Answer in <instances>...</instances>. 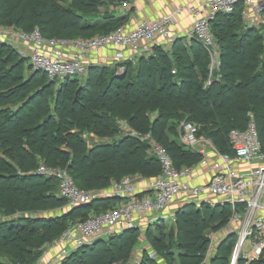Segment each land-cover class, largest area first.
<instances>
[{"label": "trees", "instance_id": "16d2710c", "mask_svg": "<svg viewBox=\"0 0 264 264\" xmlns=\"http://www.w3.org/2000/svg\"><path fill=\"white\" fill-rule=\"evenodd\" d=\"M61 1L0 0V25L77 39L107 33L126 19L112 11L97 14L102 0H65L64 5ZM211 30L218 45L219 78L208 83L205 47L185 36L176 37L168 49L154 45L152 55L117 62L115 67L89 65L83 82L66 77L55 89V80L42 71L25 77L27 59L0 41V249L14 247L19 256L26 251L32 255L26 263L30 264L42 245L68 227L66 219L79 213L86 219L90 207L116 201L98 198L64 210L65 198L51 188L54 178L37 172L40 164L67 169L85 190H101L124 175L153 178L160 164L143 136L162 145L175 167L193 166L201 156L181 143L172 121L194 124L196 136L231 154L228 132L244 129L248 113L264 149V24H244L237 4L231 13L217 14ZM120 66L122 71L116 69ZM119 121L128 131L114 137L121 132ZM89 133L103 140L89 145ZM56 208L60 211L45 213ZM229 212L228 204L187 203L175 212L168 231L156 219L144 237L165 264H228L236 241L232 231L208 261L205 253L206 232L223 225ZM137 238L135 227L126 228L73 250L60 264L124 263ZM262 263L264 249L257 260L237 262ZM138 264L159 263L144 252Z\"/></svg>", "mask_w": 264, "mask_h": 264}, {"label": "built area", "instance_id": "2783aa9c", "mask_svg": "<svg viewBox=\"0 0 264 264\" xmlns=\"http://www.w3.org/2000/svg\"><path fill=\"white\" fill-rule=\"evenodd\" d=\"M237 4L243 7L242 18L248 26L264 24V0H192L187 9L191 15V24L184 30L183 36L187 39H196L209 50L216 44L211 30V22L219 13H231ZM181 8L163 14L158 19H139L131 27L119 25L113 30L95 35L90 38L62 39L45 37L34 28L31 31H22L21 41L28 49L27 60L34 70L42 71L48 79L62 80L66 77L84 75L89 66V59L93 52L105 47L119 49L114 56L116 61L131 59L132 53L124 51L139 50L142 42H152L156 39L171 43L175 37L171 26L177 22ZM73 46V50L64 55V50ZM72 48V47H71ZM212 48V50H210ZM119 71L123 67H119ZM249 120L242 130L231 129L228 140L233 152L222 153L216 151L210 161L212 173L207 183L191 184L189 178L193 166L175 167L171 157L164 147L150 138L143 136L150 144L151 153L160 164V173L146 183L145 195L140 196L135 186L117 184L110 191L121 198L112 210L104 211L95 216L82 220L77 227L67 229L61 235L69 240L68 246L63 248L65 255L71 250L91 244L95 239L106 233H118L126 228L136 227L137 221L146 213H156L168 206L176 197L183 194L187 199L198 198L205 192L217 196L221 204H228L234 212V222L240 221L238 226L231 230L236 234L230 264H235L239 254L247 261L257 260L264 249V149L259 140L252 114L248 113ZM182 133L180 141L185 146L196 150L201 158L200 164L209 162L205 148L199 144L196 137V127L188 124ZM241 163L255 164L247 172L237 170ZM38 173L59 181V194L71 206L88 204L105 195L104 190H85L75 186L71 175L65 168L48 167L40 164ZM109 191V192H110ZM203 202H213L209 199ZM241 207L243 215L236 214ZM117 227L116 229H113ZM230 231V232H231ZM251 239V249L243 252V243ZM214 246L209 238L206 252ZM150 257L155 253L150 252ZM264 264V263H262Z\"/></svg>", "mask_w": 264, "mask_h": 264}, {"label": "crops", "instance_id": "0c3cea01", "mask_svg": "<svg viewBox=\"0 0 264 264\" xmlns=\"http://www.w3.org/2000/svg\"><path fill=\"white\" fill-rule=\"evenodd\" d=\"M192 4V0H129V7L126 8H121L119 9L117 15H126V19L123 22V25L127 27H131L137 20L139 19H150V20H155L158 19L160 16L163 14L172 12L178 8H181L180 14L177 16V22H175L171 26V32L173 36L180 37L183 36L184 30L188 28V26L191 24V15L187 9V7ZM163 45V47H168V45L165 43L164 40L161 39H156L153 40L152 42H142L140 45L139 50H136L134 52L126 50L124 51V54L129 55L132 53V58L137 55H142L144 53L151 52L153 49L154 45ZM23 50L27 51L25 52L26 55L28 54V49L26 46H23L21 44V47ZM73 48H69L67 50H64V55H67L68 52L72 51ZM119 51V49L114 48V47H105L102 48L96 52H93L90 56L89 59V65H108L113 62H118L114 60V56L116 52ZM199 144L202 145L205 148V152L207 156L209 157L206 164H200L197 162L196 164L193 165V171L192 174L187 180L191 184H200L203 185L207 183L209 180V177L212 173L211 166H210V161L213 159L214 154L218 149L215 147V145L212 143L210 139H204L201 137L199 139ZM188 147V146H187ZM190 148V147H189ZM192 149V148H190ZM194 150V149H193ZM255 164L251 163H241L237 165V170L247 172L250 168L254 167ZM145 182H141L137 186V192L138 193H145ZM106 191L105 195H103L101 198H108L111 197L115 199L116 201L114 202L115 205H117L121 198L119 196L114 195L110 189H104ZM110 191V192H109ZM209 199L213 202V204L221 203V200L212 194L204 193L198 198H192V199H187L183 194L179 195L176 197L168 206H166L163 210L150 214L146 213L144 214L141 218L138 219L137 224H136V229L138 230V238L137 241H139L137 244L135 243L132 251L130 253L129 258L124 262H116L114 264H138L142 260L144 252H154L149 244L147 243L145 237H144V231L146 229V226L148 223L154 222L156 219H160L162 222L165 224L167 223L165 219L170 221V225H173L174 222V214L175 212L181 208L183 205L187 203H195L196 205L202 203L204 200ZM177 201V202H175ZM175 202V204H174ZM64 210H66L64 208ZM60 211V210H59ZM57 211V212H59ZM57 212H51V213H57ZM117 227H114L113 229H116ZM230 232L229 230L226 229L224 230L223 233L219 235V238L214 242V249L205 253V260L208 261L209 258L212 256L214 253V250L216 249L217 244L219 241L228 233ZM111 233H106L105 235L101 236L100 238L105 239L108 237ZM98 239V238H97ZM55 249L54 251L49 252L42 260L40 264H59L61 259L63 257L67 256L69 253H71L73 250L68 252L65 255H60L57 253ZM59 255V256H58ZM56 258V260H55ZM157 260L159 264H165L164 260L155 254L154 257ZM57 261V263H55Z\"/></svg>", "mask_w": 264, "mask_h": 264}, {"label": "rangeland", "instance_id": "374dc122", "mask_svg": "<svg viewBox=\"0 0 264 264\" xmlns=\"http://www.w3.org/2000/svg\"><path fill=\"white\" fill-rule=\"evenodd\" d=\"M103 1V5L99 6L96 10V13L101 15L103 13H107V12H115V13H118L120 7L122 8H128L129 7V0H102ZM61 4L64 5V4H67L65 0L61 1ZM243 7L241 6V11H242ZM96 15V14H95ZM241 18H242V13H241ZM242 22L244 24L247 25V22L242 18ZM123 25V24H121ZM260 25L262 24H259V25H256V26H253V27H259ZM223 26V25H222ZM225 26V25H224ZM229 28V27H228ZM261 32V31H260ZM262 33V39H261V43L264 45V32H261ZM22 34V31L19 30V29H16L12 26H3V25H0V41L2 42H6L7 44L11 45L13 48H15L19 54L23 57H25L27 59V55L25 52V50H23L21 47V44H23V42L21 41V36ZM214 41H215V38H214ZM168 47H165L164 48H169V45L171 43H169L168 41L165 42ZM215 44L216 46L213 48V49H216L217 53L214 55V54H211L209 52V50L207 48H205V51L207 53V56H208V59H209V67H208V70L206 71V79L204 81V83H208L210 80L212 79H218L219 78V74H218V45H217V42L215 41ZM23 46H26L23 44ZM160 46H163L160 44ZM73 48V46H71ZM210 50H212V48H210ZM25 51V52H24ZM144 55L145 57L149 56V55H152V51L151 52H148V53H144L142 54ZM141 55H137V56H134L133 60L136 59L137 57H139ZM125 61V60H124ZM119 62H123V61H119ZM29 63L28 61L26 60V63H24L23 65V73H24V76L27 77L30 73L34 72V71H37V70H34L31 68V66H29ZM110 66H117V62H113L111 64H108ZM134 66V65H133ZM116 69H119V67ZM133 72V70H132ZM131 72V73H132ZM86 74L85 73L84 75H75L73 77L77 78L80 82H83L85 80V77H86ZM109 73H106L105 76H107ZM72 77V78H73ZM38 78H42V76L39 74ZM50 80V79H49ZM49 80L47 82H49ZM55 80V82H53L52 84V88L55 89L57 88V86L59 85V79H53ZM173 125L176 127V131L178 133H180V136H179V140L182 136V133L186 131L188 124H190L189 122H186L185 120H181L179 123H176V121H172ZM194 126V124H191ZM119 127H120V133H117V135H115L114 137L118 136V134H122L123 132H127L128 129L126 127V123L125 122H121L119 121ZM197 139H201V136H196ZM102 141L103 139L101 138H97L95 137L94 135H92L91 133L89 134H86V140H87V143L89 145H91L92 143H94L95 141ZM206 139V138H204ZM189 148V147H188ZM67 170V169H66ZM68 171V170H67ZM38 172V170H37ZM69 173V172H68ZM70 174V173H69ZM46 177V176H45ZM46 178H50V177H46ZM151 178H148V177H142V176H138V175H124L122 176L120 179L118 180H111V182L109 183V185L101 190H104V189H111L113 188L114 186H117L119 187V185L117 184H121V183H124V186H135L137 187L141 182H145L147 183L149 180H151ZM74 182V181H73ZM75 184V183H74ZM50 186L51 188L56 191L57 193L59 192V188H60V183L58 180H52L50 182ZM75 186L77 188H79L76 184ZM81 189V188H79ZM145 195L144 193H142L140 196H143ZM122 200H120L119 203H121ZM177 202V201H175ZM174 202V204H175ZM118 203V204H119ZM173 203V202H172ZM117 204V205H118ZM221 204V203H220ZM115 203L112 201L111 203H107V204H97L96 206L94 207H90V210L88 211L89 212V216H95V215H98L99 213H102L104 211H108V210H112L113 208H115L117 205H115ZM112 206H114L112 208ZM73 206H71L68 201L65 199V205L63 208L67 209V208H71ZM59 211V208H56V209H53L51 211H46L45 213H48V212H57ZM19 215L21 214L20 212H16V215ZM24 214H28V213H24ZM80 214V213H79ZM79 214L78 215H75L71 218H68L66 219V223L68 224V227L65 229H73L75 227L78 226V224L80 222H82V220L84 219H80L81 217H79ZM236 214L241 216L243 215V211L241 209V207L239 209L236 210ZM227 215V218H226V221L223 225L219 226L218 229L216 230H209L208 232H206L207 236L213 240V242H216V240L219 238V235L221 233L224 232V230L226 231L229 230H234L236 231L235 226L239 224V222H241V218H240V221H236L234 222L233 220V217L235 216L234 212L231 211L230 209V212L226 214ZM88 216V217H89ZM3 219V215L0 216V220ZM225 219V218H224ZM166 220V224H165V229L166 231H168L170 229V227L172 225H170V221H168L167 219ZM218 221H216L214 224H216ZM153 222L151 223H148L147 226L151 225ZM146 226V227H147ZM239 227V226H238ZM64 230V231H65ZM62 234V233H61ZM58 236L57 238H55L54 240H52L51 242L49 243H46L44 245H42L39 250L37 251V255L35 256L34 260L31 261L30 264H40L41 263V260L51 251H54L55 249H57V253L59 254L60 252V255H62V252H63V248H66L68 246V242L69 240L67 239V237H64L63 235ZM236 241H237V238H236ZM235 241V243H236ZM139 241H136V244L138 243ZM235 246V244H234ZM251 239L250 238H247L245 240V242L243 243V247H242V250L243 252H249V250L251 249ZM214 249V247H211L210 248V253H211V250ZM233 250H234V247L232 249V252L231 254L229 255V263L230 264V261H231V257H232V254H233ZM150 254V253H149ZM24 256H19L17 254V249L16 248H12V247H8V248H2L0 249V264H26V263H29L28 259H30L32 257L31 254H28L26 251L23 253ZM59 256V255H58ZM150 257V256H149ZM206 257V256H205ZM152 258V257H150ZM239 258H243L240 254L239 256L236 258V262L235 264H237ZM56 260V258H55ZM55 263H57V261H55ZM60 264V262H59ZM77 264H81V262H77Z\"/></svg>", "mask_w": 264, "mask_h": 264}]
</instances>
